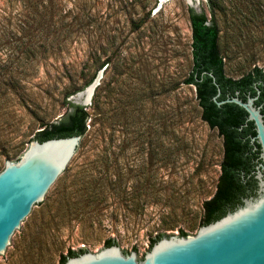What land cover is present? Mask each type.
I'll list each match as a JSON object with an SVG mask.
<instances>
[{
  "label": "rangeland",
  "instance_id": "obj_1",
  "mask_svg": "<svg viewBox=\"0 0 264 264\" xmlns=\"http://www.w3.org/2000/svg\"><path fill=\"white\" fill-rule=\"evenodd\" d=\"M89 1L86 27L59 46V55L28 58L24 89L0 124L2 170L8 150L14 148L9 157L16 162L43 125L61 118L75 93L69 94L102 71L87 106L83 147L0 264H59L69 250L97 254L107 240L142 261L160 234L195 235L223 149L217 130L200 118L195 88L184 84L192 67L189 8L217 25L227 76L264 67V0ZM73 5L67 0V10ZM7 50L0 49L1 60L23 61ZM80 180L98 183L99 203L69 199Z\"/></svg>",
  "mask_w": 264,
  "mask_h": 264
},
{
  "label": "trees",
  "instance_id": "obj_2",
  "mask_svg": "<svg viewBox=\"0 0 264 264\" xmlns=\"http://www.w3.org/2000/svg\"><path fill=\"white\" fill-rule=\"evenodd\" d=\"M89 2V0H74L73 7L67 10V0H0V49L10 47V52L6 51L7 56L13 54L23 56L21 58L23 61L20 62L0 59V124L4 121L6 123L12 113L11 107L14 100L20 98L24 89L25 75L23 73L27 71L25 66L28 58L32 60L37 55H59V46L76 38L82 27H86V19L93 8ZM70 14L74 15L71 17ZM189 23L192 67L184 84L195 88L200 118L210 128L217 130L222 138L223 149L215 192L202 204V226L219 219L241 204L242 198L253 194L252 190L255 189L253 171L259 153V150L254 151L253 145L250 144V138L255 135V131L253 123L246 121V111L234 103L218 106L213 100L217 94V87L210 73L220 89L217 101L232 98L236 92L238 97L245 101L247 95H256L257 88L260 93L255 105H262L261 113H264V67L255 66L238 78L227 76L225 57L220 51L217 25L214 22L208 23L205 14L196 13L192 8H189ZM101 66L102 64L97 70ZM19 69L21 71H18ZM95 73L86 86L92 83L96 77ZM74 93L76 91L69 95ZM89 118L90 113L87 107L67 101L66 111L61 118L56 122L43 125L33 139L42 142L51 138L74 135H81L83 138L88 134ZM79 147H83V143L80 142ZM8 151L6 160H10L9 153L16 155L14 148ZM18 159L19 157L16 161ZM80 182H82L78 185L81 188L80 191L78 189L70 191L69 199L76 194L78 198L85 196L87 202H98L103 191L98 183L95 180L89 182L80 180ZM95 207L97 208L98 204ZM186 235L183 231L179 232V236ZM162 237L166 235L160 234L153 239L151 246ZM113 244H115L114 241L107 240L105 245ZM85 251L84 249L77 252L69 250L66 256L60 257L59 264H63L68 257Z\"/></svg>",
  "mask_w": 264,
  "mask_h": 264
},
{
  "label": "water",
  "instance_id": "obj_3",
  "mask_svg": "<svg viewBox=\"0 0 264 264\" xmlns=\"http://www.w3.org/2000/svg\"><path fill=\"white\" fill-rule=\"evenodd\" d=\"M193 1L196 0H188L190 6ZM101 74L102 71L89 86L71 96L70 102L87 107ZM210 76L217 87L215 103L238 105L246 111V121L253 123L255 135L250 144L254 151L259 150L253 171L254 194L242 198L241 204L219 219L202 225L193 236L160 238L142 261L136 259L135 252L124 256L113 244L97 254L85 251L68 257L63 264H264V113L262 105H255L260 91L256 88V95H247L245 101L238 92L217 101L220 89L214 76ZM80 140L81 135L42 142L33 139L16 162L5 161L0 172V260L12 254L35 210L53 197L74 164L71 159Z\"/></svg>",
  "mask_w": 264,
  "mask_h": 264
},
{
  "label": "flooded vegetation",
  "instance_id": "obj_4",
  "mask_svg": "<svg viewBox=\"0 0 264 264\" xmlns=\"http://www.w3.org/2000/svg\"><path fill=\"white\" fill-rule=\"evenodd\" d=\"M255 188H256V187H255ZM254 190H255V189L252 190V193H253V194H254ZM253 194H252V195H253Z\"/></svg>",
  "mask_w": 264,
  "mask_h": 264
}]
</instances>
